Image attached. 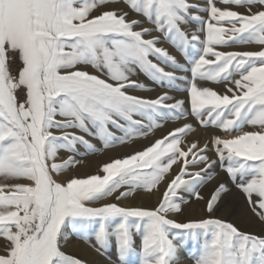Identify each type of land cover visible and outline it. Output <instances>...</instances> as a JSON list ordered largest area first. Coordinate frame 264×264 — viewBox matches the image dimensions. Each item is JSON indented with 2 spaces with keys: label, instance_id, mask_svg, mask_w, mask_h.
Segmentation results:
<instances>
[{
  "label": "snow or ice",
  "instance_id": "6c2138e0",
  "mask_svg": "<svg viewBox=\"0 0 264 264\" xmlns=\"http://www.w3.org/2000/svg\"><path fill=\"white\" fill-rule=\"evenodd\" d=\"M233 45L258 49L218 50ZM141 74L164 90L133 94L151 90ZM168 120L183 122L61 178ZM200 129L216 131L188 140ZM216 167L231 187L205 199ZM181 193L206 215L176 219ZM73 239L108 264H264V0H0V264H93Z\"/></svg>",
  "mask_w": 264,
  "mask_h": 264
},
{
  "label": "rangeland",
  "instance_id": "374dc122",
  "mask_svg": "<svg viewBox=\"0 0 264 264\" xmlns=\"http://www.w3.org/2000/svg\"><path fill=\"white\" fill-rule=\"evenodd\" d=\"M257 45H233L232 47H221L218 50L221 51H241V50H257ZM135 79H138L140 82L145 83L148 85L149 91H140L137 90L133 94L139 95V96H145L150 98H155L158 96L164 89H161L159 87H156L150 80H148L147 77L143 76L142 74L138 77H135ZM207 86L214 88L215 90L223 91V85L222 84H214L211 82H206ZM174 95H177L180 98H184V93H173ZM183 121H174V120H168L164 122L162 128H158L155 130V133L153 136L148 138H141L137 139L129 144L124 145H118L115 148L107 149L101 153L95 154V155H89L85 159V163L82 166H78L74 169L68 170L62 179L70 178L72 175H76L79 177H85L87 175L95 174L98 167L108 161L110 158H119L124 157L126 155L131 154L135 150L142 149L145 145L149 144L154 138H158L164 134L167 133L170 129L179 126ZM247 130H252L251 128H248ZM216 131L214 129H209L207 131L200 129L197 133L191 134L188 137V140L193 139H199L201 143H203L210 135L213 134V132ZM97 145V147H100L99 141H93ZM174 170L178 171L176 166H174ZM215 172L217 173V178L214 181L206 183L202 188L199 189L201 195L207 199L215 184L217 181H223L229 184L231 187V182L229 181L228 177L221 171L220 167H216ZM161 192L164 189V185L162 184L160 186ZM185 196L186 199L192 200L191 204L185 207V214L183 216H178L176 219L178 220H185L187 218H200L206 213H204V201H196L192 197L189 196L188 193H181ZM159 193H156L152 196H137L135 199L129 198L128 200L123 201L125 205H136V206H142V207H153L156 205L158 199H159ZM244 207V202L242 197L239 195L238 191L233 188L232 193L226 198V204L224 209H222L220 212H217L216 215L226 218V219H235L236 216L234 213H239ZM192 212V214H189L188 212ZM202 213V216H199V214ZM189 215V216H188ZM67 253L76 255L78 257H84L87 260L93 262V264H108V257H99L94 251H92L90 248L87 247L83 242L79 240H70L67 244V246L64 249ZM109 253H111V249L109 250ZM111 259L115 260V255H111ZM186 264H190V262H186Z\"/></svg>",
  "mask_w": 264,
  "mask_h": 264
},
{
  "label": "bare ground",
  "instance_id": "6f19581e",
  "mask_svg": "<svg viewBox=\"0 0 264 264\" xmlns=\"http://www.w3.org/2000/svg\"><path fill=\"white\" fill-rule=\"evenodd\" d=\"M188 213H189V214H192V212H190V211H189ZM188 216H189V215H188ZM199 216H202V213H200Z\"/></svg>",
  "mask_w": 264,
  "mask_h": 264
}]
</instances>
